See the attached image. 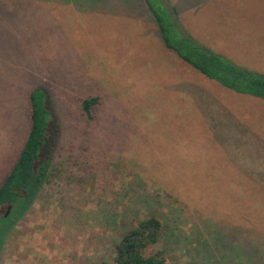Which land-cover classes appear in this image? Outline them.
<instances>
[{
    "label": "rangeland",
    "instance_id": "rangeland-1",
    "mask_svg": "<svg viewBox=\"0 0 264 264\" xmlns=\"http://www.w3.org/2000/svg\"><path fill=\"white\" fill-rule=\"evenodd\" d=\"M152 11L171 41L264 74V0H0V184L32 88L48 110L26 208L0 207V264H113L148 217L145 256L264 264V100L187 64Z\"/></svg>",
    "mask_w": 264,
    "mask_h": 264
},
{
    "label": "trees",
    "instance_id": "trees-1",
    "mask_svg": "<svg viewBox=\"0 0 264 264\" xmlns=\"http://www.w3.org/2000/svg\"><path fill=\"white\" fill-rule=\"evenodd\" d=\"M27 2H44L47 0H24ZM158 29L167 47L174 49L177 54L191 67L206 78L237 93L247 94L264 100V74L247 71L230 62L225 57L213 53L198 45L194 40L171 41L160 18L152 11ZM30 105L29 128L15 163L10 168L0 184V207H12L24 210L29 194L41 174V158L39 154L46 138L47 108L45 92L42 88H32L28 92ZM96 97L81 100V108L86 117L91 116V108L96 103ZM45 152V151H44ZM38 170V171H37ZM34 195V194H33ZM22 198V199H20ZM29 201V199H28ZM30 203V202H29ZM17 206V207H16ZM159 222L155 217L139 221L136 227L126 231L114 246L113 264H167L155 255H143V249L156 240ZM98 264H107L101 261ZM182 264V263H181Z\"/></svg>",
    "mask_w": 264,
    "mask_h": 264
},
{
    "label": "crops",
    "instance_id": "crops-1",
    "mask_svg": "<svg viewBox=\"0 0 264 264\" xmlns=\"http://www.w3.org/2000/svg\"><path fill=\"white\" fill-rule=\"evenodd\" d=\"M213 81V80H212ZM188 95L190 96V90H189V93H188ZM238 94L236 93V92H233V97H236ZM253 97V96H252ZM201 101V106L202 105H207L208 103H209V101H210V99H206L205 98V96H204V99H202V100H200ZM223 102H225V101H223ZM208 107H211V106H206V108H208ZM256 109H258V107L256 106ZM210 115H212L211 113H209ZM214 114V113H213ZM201 115H203V114H201ZM200 115V116H201ZM214 116H216V114H214ZM217 117V116H216ZM200 122V121H199Z\"/></svg>",
    "mask_w": 264,
    "mask_h": 264
}]
</instances>
